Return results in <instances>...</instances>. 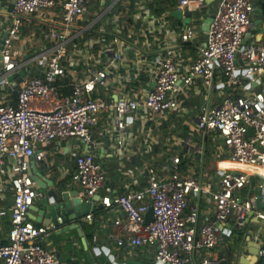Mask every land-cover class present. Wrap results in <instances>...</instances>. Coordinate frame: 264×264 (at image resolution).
I'll return each instance as SVG.
<instances>
[{
    "label": "built area",
    "instance_id": "obj_1",
    "mask_svg": "<svg viewBox=\"0 0 264 264\" xmlns=\"http://www.w3.org/2000/svg\"><path fill=\"white\" fill-rule=\"evenodd\" d=\"M94 1L102 0H15L11 28L0 45V86L16 92L15 103L0 100V163L11 162L14 189L11 228L6 241L0 242V264H60L57 256L42 244L59 225L37 226L29 219L30 209L38 197L29 160L42 163L46 158L43 147L57 141L78 139L89 149H95L93 128L105 112L115 114L116 136L122 144L121 135L127 126L125 118L130 114L145 108L152 115H158L178 107L181 75L172 49L165 51L155 84L143 99L107 102L91 96L98 86L106 84L109 69L122 61L120 53L113 54L105 69L90 67L89 77L74 85L70 94L63 92L62 81L68 76L65 45L69 29L83 19ZM180 4L189 10L205 7L204 0H180ZM55 9L59 10V17L51 37L59 39L60 44L40 54L43 71L36 76H26L25 72L21 83L10 80L22 71L14 43L21 32L23 18ZM254 11L253 0H221L206 44L200 48L184 82L190 84L198 77L205 86L213 88L219 70L225 80L218 88L239 90L238 95L228 96L219 106H205L198 116L197 127L200 131L220 134L230 162L264 171V89L256 91L254 87L260 83L256 77L264 75V44L244 43L253 28ZM194 35V29H187L182 40L187 42ZM180 160L174 157L176 169L166 178L150 170L147 187L141 191L102 198L104 207L117 206L125 213L126 221L115 224L123 225L132 234L131 244L156 246V260L161 264H196L195 253L213 250L222 240L219 225L227 224L235 216L237 226L243 227L257 208L258 196L242 195L253 176L263 179L258 187L264 199L263 175L241 169H222L220 188L211 192L215 215L199 226L198 210L187 211L190 196H200L203 186L197 176L184 175L178 169ZM73 180L81 188L79 196L86 201L99 195L107 175L94 152L77 157ZM150 209L154 219L147 224L146 215ZM259 211L257 217L264 220V213ZM87 218L91 220L92 215ZM260 255L264 257V249ZM201 264H221V260L204 257Z\"/></svg>",
    "mask_w": 264,
    "mask_h": 264
},
{
    "label": "crops",
    "instance_id": "obj_2",
    "mask_svg": "<svg viewBox=\"0 0 264 264\" xmlns=\"http://www.w3.org/2000/svg\"><path fill=\"white\" fill-rule=\"evenodd\" d=\"M253 1V28L245 41L264 44V0ZM220 2L204 0L205 7L189 10L181 6L180 0L94 1L83 19L70 27L69 40L65 45L68 76L62 81L66 94L72 92L74 85L89 77L90 67L107 68L114 53H120L123 59L109 69L106 84L98 86L93 92L91 96L96 99L109 102L146 97L154 86L167 49L174 51L181 80L178 107L158 115H152L145 108L130 114L125 118L127 126L121 135L122 144L118 143L116 136L115 114L105 112L93 128L95 149H89L81 140L68 139L43 147L46 158L42 166L29 160L33 175L36 171L43 175V179H37L39 182L64 179L70 190L81 189L73 180L76 159L80 154L94 152L96 160L106 171L107 182L99 192L101 200L93 203L92 219L89 220L87 215L74 222L59 224V229L42 242L48 251L57 256L60 264H90L89 257L97 262L100 255H97L98 249L118 262H157L156 246H133L130 241L132 234L123 225L115 224L116 221H126L125 213L117 206L104 207L102 198H114L128 191L145 189L150 170L162 179L168 177L176 169L174 157L181 159L178 169L184 175L197 176L203 186L200 196H190V209L187 211L189 213L192 208L198 210L199 226L215 215L211 192L220 188L222 169H241L264 176V171L259 168L230 162L220 134L200 131L197 127L198 116L205 106H219L228 96L238 95L239 90L219 89L218 85L225 80L219 70L213 88L205 86L198 77L190 84L184 82L200 48L206 44V20L216 14ZM14 5L15 0H0V45L11 28ZM58 11L48 10L23 18L14 46L19 51L18 61L22 64V71L27 72L26 76L41 74L40 54L60 44L59 39L51 37V31L58 24ZM177 11H182L181 17L177 16ZM187 18L191 19L189 23H185ZM190 28L195 30V35L185 42L182 35ZM256 31L257 35L253 34ZM256 79L260 80L254 85L256 91L264 89V75ZM0 100L15 103L16 92L0 86ZM253 177L251 184L242 191L244 197L255 195L259 181L255 186ZM12 178V164L5 160L0 163V242L6 241L11 228L14 204ZM34 183L38 192V182ZM258 211L256 208L241 228L237 226L235 216L227 224L219 225L222 240L213 250L195 253L196 264H201L204 257L219 259L221 264H264V257L260 255L264 249V220L257 217ZM46 215L42 195L38 193L29 219L37 226L54 225H49Z\"/></svg>",
    "mask_w": 264,
    "mask_h": 264
},
{
    "label": "water",
    "instance_id": "obj_3",
    "mask_svg": "<svg viewBox=\"0 0 264 264\" xmlns=\"http://www.w3.org/2000/svg\"><path fill=\"white\" fill-rule=\"evenodd\" d=\"M257 12L258 11H256V13ZM176 14L178 17H181L182 11H177ZM214 17L215 14L211 15L206 20L205 29H207L208 31L210 29V24L212 23ZM190 21V18L185 19V23H189ZM253 34L257 35V31L253 32ZM262 34L264 35V31L262 32ZM261 39L259 40L260 42L262 41ZM247 42L248 40L244 41V43ZM25 74L26 73L24 71H21L18 75L11 76L10 80L17 78V83H21L24 80ZM38 164L42 166V163ZM42 176L43 175L41 172L39 173L38 171H36L33 175V180L38 182V193L42 195V204L44 210L47 212L46 217L48 221H50L49 225L52 223L59 225L67 222H74L83 217H86L90 214L91 210L93 209V203L97 200H101V197L96 196L92 200L86 201L85 199L79 196V192L77 190L68 189V182L64 179L60 181H56L55 179L44 180L41 183V181L39 182L37 179H43ZM259 179V177H256V180L263 182V179ZM255 195L258 196L256 200V207L260 211H262V213H264V199L261 198L260 187H257ZM59 218L62 219L61 222L58 221ZM153 219V210L150 209V211L146 215V223L149 224L153 221ZM96 252L97 255L100 254L97 259V262L99 264H161L160 262H137L133 260L118 262L113 260L112 257H108L104 252L99 249ZM89 261L90 264H97V262H95L91 257H89Z\"/></svg>",
    "mask_w": 264,
    "mask_h": 264
},
{
    "label": "rangeland",
    "instance_id": "obj_4",
    "mask_svg": "<svg viewBox=\"0 0 264 264\" xmlns=\"http://www.w3.org/2000/svg\"><path fill=\"white\" fill-rule=\"evenodd\" d=\"M253 183H254L255 186H257V184H258L255 177H253Z\"/></svg>",
    "mask_w": 264,
    "mask_h": 264
}]
</instances>
